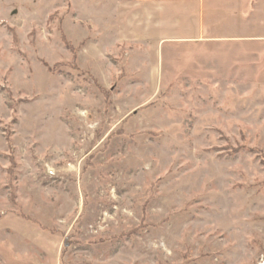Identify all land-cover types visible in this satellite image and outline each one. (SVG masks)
Returning a JSON list of instances; mask_svg holds the SVG:
<instances>
[{"label": "rangeland", "instance_id": "1", "mask_svg": "<svg viewBox=\"0 0 264 264\" xmlns=\"http://www.w3.org/2000/svg\"><path fill=\"white\" fill-rule=\"evenodd\" d=\"M155 20L0 0V264H264V44Z\"/></svg>", "mask_w": 264, "mask_h": 264}, {"label": "crops", "instance_id": "2", "mask_svg": "<svg viewBox=\"0 0 264 264\" xmlns=\"http://www.w3.org/2000/svg\"><path fill=\"white\" fill-rule=\"evenodd\" d=\"M138 1L155 9L154 42L160 48L178 44L220 48L243 41L264 44V0Z\"/></svg>", "mask_w": 264, "mask_h": 264}]
</instances>
